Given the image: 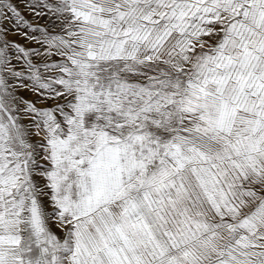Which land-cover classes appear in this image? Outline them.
Returning <instances> with one entry per match:
<instances>
[{"label": "snow or ice", "instance_id": "1", "mask_svg": "<svg viewBox=\"0 0 264 264\" xmlns=\"http://www.w3.org/2000/svg\"><path fill=\"white\" fill-rule=\"evenodd\" d=\"M0 264H264V0H0Z\"/></svg>", "mask_w": 264, "mask_h": 264}]
</instances>
